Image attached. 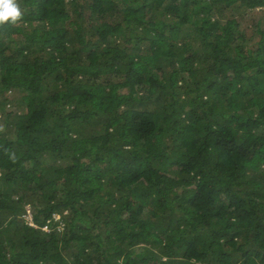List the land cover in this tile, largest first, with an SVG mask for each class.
Listing matches in <instances>:
<instances>
[{
	"label": "trees",
	"instance_id": "1",
	"mask_svg": "<svg viewBox=\"0 0 264 264\" xmlns=\"http://www.w3.org/2000/svg\"><path fill=\"white\" fill-rule=\"evenodd\" d=\"M17 2L0 264H264V0Z\"/></svg>",
	"mask_w": 264,
	"mask_h": 264
},
{
	"label": "rangeland",
	"instance_id": "2",
	"mask_svg": "<svg viewBox=\"0 0 264 264\" xmlns=\"http://www.w3.org/2000/svg\"><path fill=\"white\" fill-rule=\"evenodd\" d=\"M263 16H264V8L250 10L249 12L245 14L243 21L240 20L241 22L240 24L241 26L248 25L247 28L249 27V30H252L255 22H257V20H259ZM258 25L260 27H263L264 23L258 24ZM7 96L10 99V104H4L3 109L0 110V130H2L3 134L5 135L7 139L14 140L15 134L13 132V129L8 125L5 119L9 113H11L13 116L20 115L21 113H23L24 108L23 106H20L19 104H17L18 99L20 98V93L10 94L8 92ZM0 101H2L1 98H0ZM11 118H10V122H11ZM24 210H25V215L22 216L21 218L25 220L26 222H30V219L32 218L31 208L29 206H26ZM54 217L56 218L54 221L58 222L60 217L58 215H54ZM62 228L63 226L62 224H60L57 231L62 230Z\"/></svg>",
	"mask_w": 264,
	"mask_h": 264
},
{
	"label": "clouds",
	"instance_id": "3",
	"mask_svg": "<svg viewBox=\"0 0 264 264\" xmlns=\"http://www.w3.org/2000/svg\"><path fill=\"white\" fill-rule=\"evenodd\" d=\"M21 17L22 11L17 0H0V25L6 23L16 24L21 19ZM27 223L29 226L34 227V224L32 223V218L30 219V222ZM44 227L45 226H43L42 230L48 232L49 228L48 230H44Z\"/></svg>",
	"mask_w": 264,
	"mask_h": 264
},
{
	"label": "built area",
	"instance_id": "4",
	"mask_svg": "<svg viewBox=\"0 0 264 264\" xmlns=\"http://www.w3.org/2000/svg\"><path fill=\"white\" fill-rule=\"evenodd\" d=\"M56 218L54 217V220H55ZM48 228H49V226H48V223L45 225V227H44V230H48Z\"/></svg>",
	"mask_w": 264,
	"mask_h": 264
}]
</instances>
